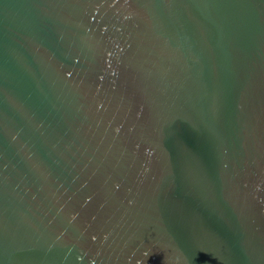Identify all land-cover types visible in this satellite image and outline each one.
<instances>
[{
  "label": "water",
  "instance_id": "obj_1",
  "mask_svg": "<svg viewBox=\"0 0 264 264\" xmlns=\"http://www.w3.org/2000/svg\"><path fill=\"white\" fill-rule=\"evenodd\" d=\"M0 264H264V0H0Z\"/></svg>",
  "mask_w": 264,
  "mask_h": 264
}]
</instances>
